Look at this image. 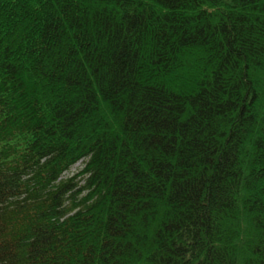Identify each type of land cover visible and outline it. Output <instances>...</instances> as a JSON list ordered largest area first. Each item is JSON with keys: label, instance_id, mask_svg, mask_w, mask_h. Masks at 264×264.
<instances>
[{"label": "trees", "instance_id": "obj_1", "mask_svg": "<svg viewBox=\"0 0 264 264\" xmlns=\"http://www.w3.org/2000/svg\"><path fill=\"white\" fill-rule=\"evenodd\" d=\"M0 264H264V0H0Z\"/></svg>", "mask_w": 264, "mask_h": 264}, {"label": "rangeland", "instance_id": "obj_2", "mask_svg": "<svg viewBox=\"0 0 264 264\" xmlns=\"http://www.w3.org/2000/svg\"><path fill=\"white\" fill-rule=\"evenodd\" d=\"M83 167H84V163L83 162L79 163L78 165L73 167L72 170L69 173H67L64 178H69V177H72L75 174H78V172L80 170H82ZM78 181H81V179H78ZM80 183L83 184L82 182H80Z\"/></svg>", "mask_w": 264, "mask_h": 264}]
</instances>
